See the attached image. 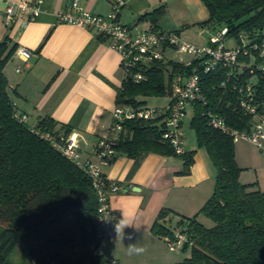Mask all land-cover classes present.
<instances>
[{
    "label": "trees",
    "instance_id": "16d2710c",
    "mask_svg": "<svg viewBox=\"0 0 264 264\" xmlns=\"http://www.w3.org/2000/svg\"><path fill=\"white\" fill-rule=\"evenodd\" d=\"M201 1L209 12L202 25L212 35L226 28L221 37L226 47L251 49L261 41L264 0ZM164 12L165 5H160L140 14L138 21L148 20V29H158ZM229 38L235 43L227 45ZM17 48L18 43L8 35L0 39V223L6 224L0 230V264H13L7 259L8 252L29 233V260L23 264H111L98 250L103 237L99 236L98 203L90 178L41 135L44 131L65 135L71 129L65 124L55 129L49 116L30 122L14 100L17 92L10 87L4 67ZM243 56L240 53L239 59ZM196 63L153 61L143 80H122L115 101L137 107L145 102L140 97L170 95L175 78L187 76ZM243 67L240 78H250L256 101L264 100V70L250 72L245 64ZM228 69L222 64L208 71L199 69L201 98L192 103L189 121L197 148L205 150L215 168L213 191L192 215L168 207L157 212L152 233L173 238L182 232L187 245L181 250L185 253L181 260L149 264H264V189L256 182L241 180L243 168L235 158L233 137L208 123L212 113L223 117L231 128L249 131L256 119L240 105L238 92L230 89L231 77L221 85ZM163 116L124 120L112 161L149 152L176 155L183 160L179 173H188L196 149L175 153L162 137Z\"/></svg>",
    "mask_w": 264,
    "mask_h": 264
},
{
    "label": "crops",
    "instance_id": "0c3cea01",
    "mask_svg": "<svg viewBox=\"0 0 264 264\" xmlns=\"http://www.w3.org/2000/svg\"><path fill=\"white\" fill-rule=\"evenodd\" d=\"M20 1L34 4L38 0H0V39L8 35L18 43L4 67L10 87L17 92L14 100L30 122L49 116L56 123L55 129L67 125L78 135L82 157H91L93 145L108 131L117 105L115 98L122 82L119 53L109 47L106 36L93 29L56 21L55 12L66 9L70 0H41L43 11L34 20L23 22L26 16L17 12L13 23L6 25V6ZM80 4L100 15L112 10L111 0H80ZM160 5H165V12L157 28L175 30L182 39L198 46L209 43L212 32L202 25L209 12L201 0H126L118 9L117 20L139 29L151 28L148 20L138 21V16ZM163 52L164 61L186 62L191 58L169 46ZM169 100L170 95L166 103ZM191 130L190 145L184 137L185 150L196 149L188 173H179L183 168L180 156L154 152L137 158L118 156L102 167L103 174L118 183L119 191L110 198L115 211L112 233L99 247L106 241L107 257L117 264L175 262L185 256L183 251L169 250L165 237L153 234L151 225L163 207L185 215L196 213L213 191L215 168L205 150L197 148ZM234 149L243 168L241 180L256 182L264 189V152L245 140L235 141ZM122 217L131 218L132 226L124 229V235L116 236L114 225ZM130 244L145 251L130 255Z\"/></svg>",
    "mask_w": 264,
    "mask_h": 264
},
{
    "label": "built area",
    "instance_id": "2783aa9c",
    "mask_svg": "<svg viewBox=\"0 0 264 264\" xmlns=\"http://www.w3.org/2000/svg\"><path fill=\"white\" fill-rule=\"evenodd\" d=\"M112 10L107 15L95 14L84 10L80 0H70L66 9L55 12L57 22H67L80 25L87 29H93L96 33L106 36L109 47L119 53L122 80L132 78L134 81L143 80L145 71L153 61L164 59V48L171 47L179 53H188L192 60H197L191 72L185 76H177L172 83L170 100L163 107L132 106L117 104L112 112V121L108 131L100 136L94 143L91 157L83 160L78 135L70 130L65 135H54L49 131L42 132V136L62 153L67 159L82 167L90 178L92 187L97 198V218L99 224V236L107 237L113 230L114 209L111 207L110 198L112 194L119 191L115 180L103 175L102 167L109 164L116 154V145L119 132L123 128L126 119L154 120L160 114L164 115L162 137L170 143L175 153L184 152V137L182 130L183 118L188 105L201 98L199 69L208 71L214 69L218 64L227 66V78L231 77L229 86L240 95V105L249 113L255 114L256 119L249 131L237 130L229 127L223 117L209 113V124L228 133L234 141L245 140L264 152V100L256 101L254 97L253 82L249 79H241L240 70L243 65L249 68L264 70V36L253 48L242 49L239 46L226 47L221 40L226 32L223 28L220 32L213 34L207 45L198 46L182 39L172 29H139L136 25L127 26L117 20L118 9L125 4L126 0H111ZM41 0L36 3L20 1L16 4L6 6L4 11V22L6 25L13 23L17 12L26 17L23 22L34 20L43 11ZM243 53L244 58L239 59ZM238 70V71H237ZM258 106L261 109L258 111ZM187 237L182 232H176L173 238L165 237V243L169 250L180 252ZM114 264L115 260L110 259Z\"/></svg>",
    "mask_w": 264,
    "mask_h": 264
},
{
    "label": "rangeland",
    "instance_id": "374dc122",
    "mask_svg": "<svg viewBox=\"0 0 264 264\" xmlns=\"http://www.w3.org/2000/svg\"><path fill=\"white\" fill-rule=\"evenodd\" d=\"M234 39L229 38L226 39L227 45L234 44ZM12 67V65H11ZM9 74V73H8ZM169 97V94L166 95H151V96H145L140 97V99H143L145 102L142 104V106L145 107H163L166 104V101ZM192 116V108L191 106L187 107L186 109V115L184 116V122H183V132L185 134V140H187V146L190 145L192 141V130L189 128V121ZM203 221L206 224H211V221H209L206 218H203ZM6 227L5 223H0V230ZM31 246V233L25 235L22 237L8 252L7 259L9 262L13 264H23L29 260L28 258V248ZM100 252H102L106 257L108 256V246L107 242L104 241V244L99 247L98 249ZM123 264V263H121Z\"/></svg>",
    "mask_w": 264,
    "mask_h": 264
},
{
    "label": "clouds",
    "instance_id": "9594fccd",
    "mask_svg": "<svg viewBox=\"0 0 264 264\" xmlns=\"http://www.w3.org/2000/svg\"><path fill=\"white\" fill-rule=\"evenodd\" d=\"M128 226H132L131 218L122 217L118 223L114 225V231L116 236L124 235V229ZM128 239L131 240V234L128 235ZM145 249L143 247L137 246L136 244H130L128 246V253L131 254H140L143 253Z\"/></svg>",
    "mask_w": 264,
    "mask_h": 264
},
{
    "label": "water",
    "instance_id": "95a60500",
    "mask_svg": "<svg viewBox=\"0 0 264 264\" xmlns=\"http://www.w3.org/2000/svg\"><path fill=\"white\" fill-rule=\"evenodd\" d=\"M186 245H187V242L185 241V242L183 243V249L186 247Z\"/></svg>",
    "mask_w": 264,
    "mask_h": 264
},
{
    "label": "bare ground",
    "instance_id": "6f19581e",
    "mask_svg": "<svg viewBox=\"0 0 264 264\" xmlns=\"http://www.w3.org/2000/svg\"><path fill=\"white\" fill-rule=\"evenodd\" d=\"M22 55V57H24V54H21Z\"/></svg>",
    "mask_w": 264,
    "mask_h": 264
}]
</instances>
